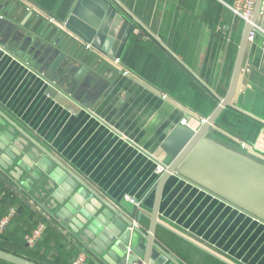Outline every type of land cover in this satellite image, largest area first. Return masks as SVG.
I'll use <instances>...</instances> for the list:
<instances>
[{
    "label": "crops",
    "instance_id": "1",
    "mask_svg": "<svg viewBox=\"0 0 264 264\" xmlns=\"http://www.w3.org/2000/svg\"><path fill=\"white\" fill-rule=\"evenodd\" d=\"M106 1L133 24L118 63L79 39L77 34L88 35L78 18L69 24L73 31L66 28L76 0H0L5 28L24 29L31 44L41 40L43 47L63 46L106 83L90 107L84 105L85 97L61 99L49 93V81L39 73L34 53L2 49L0 113L111 207L134 220L140 213L150 216L163 174L157 169L171 163L161 148L164 141L182 126V119L196 130L200 119L215 108L205 109V114L194 112L195 95L186 83L191 75L185 70L181 77L172 75L171 70L184 68L113 0ZM116 1L220 97L225 96L245 27L227 8L234 0ZM257 25L264 30V0ZM132 38L137 39L133 44ZM263 41L256 36L247 45L233 102L264 121ZM43 52L44 48L37 59ZM246 130L252 139L250 144L243 142L244 147L216 125L210 137L264 162V126L250 119ZM13 136L23 139L17 131ZM0 193L26 203L34 212V225L46 222L44 237L32 252L38 261L70 264L85 251L91 263L102 264L71 241L50 216L49 199H36L2 172ZM158 221L162 226L155 229V241L180 264H264V223L176 175L163 186ZM135 225L147 231L149 221L141 217ZM14 228L9 226L8 233ZM5 247L11 249L12 244Z\"/></svg>",
    "mask_w": 264,
    "mask_h": 264
},
{
    "label": "water",
    "instance_id": "2",
    "mask_svg": "<svg viewBox=\"0 0 264 264\" xmlns=\"http://www.w3.org/2000/svg\"><path fill=\"white\" fill-rule=\"evenodd\" d=\"M113 1L218 101L198 129L176 126L162 144L161 148L171 163L165 167L156 186L150 216L140 213L133 220L122 215L1 113L0 172L22 189L32 191L36 199H49L46 210L50 216L59 223L71 241L78 243L100 263L180 264L154 239L156 227L162 226L158 221L162 189L171 175L190 182L264 223V162L228 148L210 137L216 120L227 108L264 126L263 120L233 102L248 35L258 22L263 0H255L252 19L244 27L224 97L202 81L116 0ZM73 18H78L84 24V32L88 35L77 34L80 40L110 60L120 58L132 34L133 24L106 0H76L66 25L70 31H73L69 26ZM6 26L5 21L0 19V51L16 49L18 53L25 50H28V54L34 53L33 61L39 65V73L49 81V93L76 101L85 97L87 103L84 105L90 107L91 102L106 88V83L98 79L96 73L84 67L72 52L66 53L63 46L59 49L50 44L43 47L41 40L31 44L32 38L24 37L27 31ZM256 34L264 40L262 33ZM36 47L40 48L39 51L44 48L38 59ZM6 124L9 127L4 130ZM14 131L20 133L23 139L15 138ZM141 217L149 221L147 231L135 225L140 223ZM0 261L38 264L3 250H0Z\"/></svg>",
    "mask_w": 264,
    "mask_h": 264
},
{
    "label": "trees",
    "instance_id": "3",
    "mask_svg": "<svg viewBox=\"0 0 264 264\" xmlns=\"http://www.w3.org/2000/svg\"><path fill=\"white\" fill-rule=\"evenodd\" d=\"M136 40L137 39L132 38L131 43L132 44L135 43ZM175 69L171 70L172 75L174 76L175 75L180 76L182 72L186 71L185 69L183 70L182 69L175 70ZM187 79L189 80H186V83L188 82L187 85L191 86L192 91L195 95L194 102H192L191 104L192 110L196 113L205 114V112L207 111L205 109H214L217 106L218 101L192 76H190V78ZM248 121H250L248 117L238 113L235 110L227 108L218 117V119L215 122V125L223 129L225 132H227V134L240 139L244 143L250 144L251 142L250 138L252 139V137H250L247 134V130H246ZM11 206L16 207L18 211L17 217L9 225V226L14 225L15 228L14 230L8 233L9 230V226H8L5 232L0 234V250L12 253L19 257L36 262L38 264H44L38 261L32 253L34 250H36V248L39 247L40 244L33 250H28L24 246L22 240L23 235L35 226L34 225L35 223L33 222L34 212L21 199L14 198L13 196H10L8 194L2 195L0 193V218L6 213L7 209ZM41 222H44L46 224L44 220H41ZM6 244H12V248L7 249L5 247ZM47 264H56V263L52 262Z\"/></svg>",
    "mask_w": 264,
    "mask_h": 264
},
{
    "label": "built area",
    "instance_id": "4",
    "mask_svg": "<svg viewBox=\"0 0 264 264\" xmlns=\"http://www.w3.org/2000/svg\"><path fill=\"white\" fill-rule=\"evenodd\" d=\"M255 7V0H234L232 5L227 6V8L237 16L245 25L249 24ZM137 33L136 30L133 31ZM256 32H260L264 35V30L262 27L258 26L257 24L253 25V29L249 32L248 35V43H253L254 39L256 38ZM264 46V41L262 42ZM118 60H115V63H118ZM205 119H200V124L204 123ZM182 126L187 127V120L184 118L180 121ZM241 147H244L245 144L243 142L239 143ZM165 171V168H158L157 173L162 174ZM135 207L139 206V203L134 199H128ZM18 211L16 207H9L6 213L0 218V234L4 233L5 230L8 228L10 223L17 217ZM46 224L44 222L37 223L31 230L26 232L23 237V244L28 250H33L36 248L40 242L42 241L45 231H46ZM70 264H91L90 259L85 251H81L74 259L71 260Z\"/></svg>",
    "mask_w": 264,
    "mask_h": 264
}]
</instances>
